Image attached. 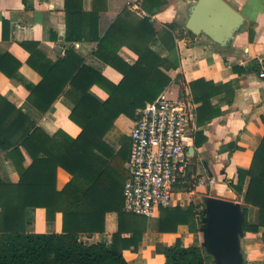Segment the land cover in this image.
<instances>
[{
	"label": "trees",
	"instance_id": "1",
	"mask_svg": "<svg viewBox=\"0 0 264 264\" xmlns=\"http://www.w3.org/2000/svg\"><path fill=\"white\" fill-rule=\"evenodd\" d=\"M82 3L83 0H65V42L72 45L83 40L95 42L93 56L118 70L123 79L117 85L110 83L85 65L72 48L56 62L41 64L32 48L36 45L22 44L30 52L28 65L41 76L27 101L45 114L70 85L78 98L69 119L80 128V133L75 138L61 131L49 136L0 95V149L8 155L19 178L12 183L0 174V264H128L123 252L137 250L146 232L147 218L123 210L130 146L128 152L126 146L114 152L104 137L119 116L134 118L138 108L152 103L169 85L171 80L161 68L170 69L173 65L154 52L152 46L159 43L163 50H173L176 30L181 25L167 23L159 32L151 18L155 10L159 12L167 4L166 0H142L145 16L125 8L100 37L98 17L105 10L106 0H93L89 13L83 12ZM183 33L193 36L185 29ZM253 35V29L249 28L250 40ZM122 46L137 55L133 65L117 55ZM12 59L8 54L0 55V71L9 78L19 68V63L11 64ZM260 68L258 61L252 62L251 69L258 74ZM95 85L108 94L106 101L101 103L90 94ZM214 88L213 83L202 79L190 83L192 101L201 103L197 108V125L220 113L210 112L214 108L211 104ZM25 155L31 161L27 166ZM59 168L71 176L61 188L57 185ZM229 186L244 205L245 232L259 233L264 229V136L250 167L237 169ZM249 207L257 211L254 223L247 222L245 210ZM35 208L45 209L48 221L60 212L61 232L36 233L29 229L26 212ZM109 213L117 215V230L109 244L87 245L80 241L82 234L104 233ZM201 213L202 209L198 211L193 203L161 209L158 231L176 233L179 226L186 225L202 239ZM210 260L200 245L184 246L177 239L166 249L163 264H206Z\"/></svg>",
	"mask_w": 264,
	"mask_h": 264
},
{
	"label": "crops",
	"instance_id": "2",
	"mask_svg": "<svg viewBox=\"0 0 264 264\" xmlns=\"http://www.w3.org/2000/svg\"><path fill=\"white\" fill-rule=\"evenodd\" d=\"M141 1L106 0L105 10H101L98 17L99 36L108 30L125 8L138 16H145ZM226 1L244 16L248 25V34L239 37L230 50L219 48L202 37L185 35L182 26L176 30L173 50L165 51L159 43L152 46L154 52L173 65L170 69L161 68L171 80L164 90H169L173 99L187 103L193 115L194 126L186 150L189 166L187 177L175 195L178 202L186 200L192 193L202 198L213 196L240 202L229 182L235 178L237 169L250 167L253 154L264 136V78L259 75L264 67V0ZM177 2L166 0L167 4L152 16L151 20L159 32L167 23H178ZM64 4L65 0H0V55H10L13 66L19 63L12 78L0 71V95L21 109L49 136L61 131L75 138L80 128L69 119V115L78 96L70 85L66 86L45 114H41L27 101L30 90L40 83L41 76L28 65L30 52L22 44L36 45L32 48L41 64L56 62L72 48L85 65L110 83L119 84L123 75L93 56L95 42L83 40L73 45L65 42ZM92 6L93 0H83L84 13L91 12ZM249 28L254 31L252 40L249 39ZM117 55L128 65H133L138 58L125 46L119 48ZM253 61L260 64L259 74L251 69ZM201 79L214 84L215 93L211 98L214 108L210 112L220 113L204 124L197 125V108L201 103L192 101L190 83ZM90 94L101 103L108 98V94L96 85L90 89ZM133 120L125 115L119 116L105 135L104 142L114 152L125 146L126 139L130 143ZM25 157L27 166L31 161ZM0 174L12 183L18 182L12 162L1 149ZM57 176L58 188L71 178L60 168ZM209 179H213L216 184H200ZM191 182H195L193 190L187 189ZM26 218L29 229L36 233H60L62 230L60 212L55 214L52 221H48L45 209H28ZM158 220L159 215L147 219L146 232L137 250L123 252L128 264H163L166 249L173 246L177 239L184 246L196 244V234L191 233L186 225L179 226L176 233H160ZM116 230L117 215L109 213L105 217L104 233L92 236L82 234L80 241L87 245L99 242L109 244Z\"/></svg>",
	"mask_w": 264,
	"mask_h": 264
},
{
	"label": "built area",
	"instance_id": "3",
	"mask_svg": "<svg viewBox=\"0 0 264 264\" xmlns=\"http://www.w3.org/2000/svg\"><path fill=\"white\" fill-rule=\"evenodd\" d=\"M260 77L264 76V67ZM163 90L145 107L138 108L130 130V152L124 183V212L147 219L176 204L189 166L186 150L194 126L190 106ZM214 186L216 182H200Z\"/></svg>",
	"mask_w": 264,
	"mask_h": 264
},
{
	"label": "water",
	"instance_id": "4",
	"mask_svg": "<svg viewBox=\"0 0 264 264\" xmlns=\"http://www.w3.org/2000/svg\"><path fill=\"white\" fill-rule=\"evenodd\" d=\"M176 8L178 23L186 31L219 48L230 50L239 37L248 34L244 16L226 0H178ZM202 203L199 233L206 255L213 264H244L243 203L213 196H204Z\"/></svg>",
	"mask_w": 264,
	"mask_h": 264
},
{
	"label": "rangeland",
	"instance_id": "5",
	"mask_svg": "<svg viewBox=\"0 0 264 264\" xmlns=\"http://www.w3.org/2000/svg\"><path fill=\"white\" fill-rule=\"evenodd\" d=\"M125 141H126V143H125L126 147L125 148L127 149V152H128L130 143H129L128 139H126ZM122 142H123V139H122ZM194 183L195 182H191L187 189L190 188L193 190V184ZM187 197L188 198L186 200H183L180 202L175 200L176 204L180 205L182 207H186L188 204L193 203L197 207L198 211H200L202 209L201 203H202L203 198L199 194L192 193L190 196H187ZM245 211H246L248 223H254L257 221V211L256 210L249 207ZM157 215H159L158 212L155 214V216H157ZM149 223H150V220H149ZM263 233H264V229H261L259 233H255V234L246 232V234H245V236L241 242L242 251H243L244 256H245V263L244 264H264V243L262 242V234ZM196 244L197 245L201 244V239H200L199 234H196ZM206 264H213V262H212V260H210V261H207Z\"/></svg>",
	"mask_w": 264,
	"mask_h": 264
}]
</instances>
